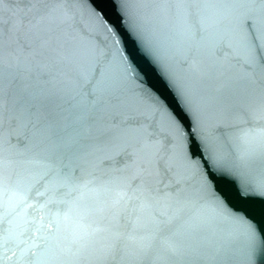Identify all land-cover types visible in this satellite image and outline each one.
<instances>
[{
  "label": "snow or ice",
  "instance_id": "6c2138e0",
  "mask_svg": "<svg viewBox=\"0 0 264 264\" xmlns=\"http://www.w3.org/2000/svg\"><path fill=\"white\" fill-rule=\"evenodd\" d=\"M141 2L16 0V18L5 21L0 16V218L10 214L14 201L34 207L18 191L26 184L27 191L38 196L51 192L41 208L63 205L55 215L26 221L25 242L33 256L47 255L57 264H82L96 255L105 260H168L179 252L174 221L211 204L241 229L247 264H264V219L258 220L245 206L264 202V180L254 181L222 154L223 131L209 130L196 94L161 55L138 15ZM161 3L184 21L189 48L208 44L223 56L216 68L219 79L235 73L253 81L259 75L264 98V0ZM210 17H215L217 32L226 25L242 55L236 49L225 52L222 37L209 39ZM66 28L75 34L66 59L83 66L75 80L77 95L96 102L108 96L118 105L110 114L112 131L100 142L111 153L101 164L119 177L102 189L86 180L77 166H55L44 143L35 142L38 118L13 115L5 131L6 103L22 91L26 94L17 107L38 117L41 102L27 93V82L48 78L40 67L42 58H55L64 46L59 33ZM21 57L28 62L21 63ZM260 110L264 112V103ZM253 134L264 137V128L245 131ZM14 156L28 159L22 162ZM221 182L229 190L222 189ZM57 185L66 189L59 196L53 190ZM90 193L99 195L86 198Z\"/></svg>",
  "mask_w": 264,
  "mask_h": 264
},
{
  "label": "water",
  "instance_id": "95a60500",
  "mask_svg": "<svg viewBox=\"0 0 264 264\" xmlns=\"http://www.w3.org/2000/svg\"><path fill=\"white\" fill-rule=\"evenodd\" d=\"M137 11L161 55L181 73L196 94L209 130L223 131L224 135L219 141L222 154L254 181L264 180V137L259 134L245 135L249 128H264V112L260 110L264 103L260 76L248 81L233 73L230 79L222 81L218 78L216 68L223 61V56L214 54L208 44L202 45L199 50L189 48L183 35L184 21L168 11L161 0H142L137 5ZM16 15V0H3L0 16L7 21L10 17L15 19ZM109 16L116 23L114 12L109 10ZM207 23L210 40L222 37L225 52L236 49L237 54L242 55L238 41L229 36L226 25H220V31L217 32L215 17H210ZM59 35L64 46L55 58H42L40 65L48 78H33L27 82V93L33 94L41 102L38 117L17 107V100L26 94L22 91L6 103L5 131L8 119L13 115L23 119L38 118L41 124L35 142L44 143L47 156L55 166H77L86 180L102 189L109 181L119 177V174L108 172L101 164L111 153L100 142L101 137L112 131L110 114L117 110L118 105L108 96L96 102L88 96L77 95L75 80L83 66L66 59L75 42V34L66 28ZM27 62L21 57V63ZM24 75L27 76L26 73ZM150 75L153 82L161 86L155 74ZM13 158L22 162L28 159L27 156ZM220 187L229 190L224 182H221ZM53 190L57 196L66 191L58 185ZM18 191L34 207L28 208L27 204L14 201L9 205L10 214L0 218V264H57L47 255L33 256L27 251L29 243L25 241L29 225L26 221L45 213L55 215L63 205L48 203L46 208H41L51 192L38 196L35 192L29 193L26 184ZM98 195L90 193L86 198ZM245 206L258 220L264 219V202L257 200ZM172 228L179 248L178 254L172 259H133L122 256L116 260H105L96 255L82 264H247L245 238L241 229L211 204L200 208L194 216L182 214L174 221Z\"/></svg>",
  "mask_w": 264,
  "mask_h": 264
}]
</instances>
